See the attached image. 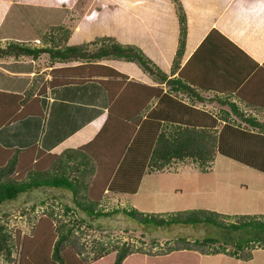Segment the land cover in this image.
<instances>
[{"label":"trees","instance_id":"1","mask_svg":"<svg viewBox=\"0 0 264 264\" xmlns=\"http://www.w3.org/2000/svg\"><path fill=\"white\" fill-rule=\"evenodd\" d=\"M169 1L174 7L178 34L168 73L138 46L124 44L110 35L67 44L71 31L61 23L46 25L38 36L40 45H34L27 37L9 38L0 43V59L22 56L35 59L46 54L51 63L76 61L59 67L52 64L47 72L48 79L43 72L33 74L20 93L0 91V126L26 115L44 118L38 99L47 87L95 80L104 87L109 100L107 117L99 131L91 140L75 148L49 153L36 144L23 149L0 145V204L14 200L21 193L42 188L64 190L71 202V205H62L66 219H57L51 210H44L32 223L28 234L20 236L19 240L17 234L7 231L5 222H0L3 262H9L12 253L17 251L18 264H87L85 246L79 241V227L85 219L74 215L79 212L89 218L120 214L137 224H152L156 228L169 225L210 227V233L202 237L177 236L164 250L145 251L128 242L112 245V258L105 264H122L136 253L159 255L174 251L194 254L189 264H198V255L217 253L248 261L252 258V250L264 249V214L230 215L205 208L159 214L129 206L107 210L98 207L104 190L133 194L145 172L160 171L172 162L185 159L193 160L205 172L214 156L220 154L264 173L263 123L239 111L230 100L231 89L227 87H231L228 79L237 78L246 69L242 60L247 57L220 32L210 29L186 65L203 55V91L213 93L208 99L227 104L228 110L217 113L192 106L187 97L194 96L197 88L190 86L184 75L185 63L180 65L186 17L179 0ZM30 7L24 4L21 10ZM39 7H35L36 12L30 9V13L38 14ZM63 9L68 11V7ZM42 12L45 17L47 11ZM30 13L23 12V19L29 18ZM61 14L64 15L60 12L59 16ZM23 19L21 15V24ZM37 20L30 25L32 33L38 25ZM20 27L17 35L28 30L26 26ZM103 59L134 63L157 84L129 80L117 69L96 62ZM237 65L240 69L233 72V66ZM230 113L247 126L236 122ZM96 245L93 260L106 257L109 248L98 241ZM49 248L51 256L47 261Z\"/></svg>","mask_w":264,"mask_h":264},{"label":"crops","instance_id":"2","mask_svg":"<svg viewBox=\"0 0 264 264\" xmlns=\"http://www.w3.org/2000/svg\"><path fill=\"white\" fill-rule=\"evenodd\" d=\"M179 1L186 17L185 45L180 65H186L210 29H216L247 57L242 60L246 69L237 77L241 78L240 81L234 82V79H237L235 77L231 81L228 79V85L231 86H227L231 89L230 100L236 104L239 111L245 115L250 114L264 126V0ZM85 3L92 5L83 8V12L80 11L79 14H73L76 23L73 28L66 26L71 31L67 44L86 42L99 35H110L124 44L138 46L162 71L168 73L178 34L174 7L169 0H0V43L9 38L21 40L24 37L34 42V45L40 42L38 35L32 33V27L17 35L22 25L21 15L22 19L24 18L21 5L30 4L33 12H36V6H40V12H37L42 14V11L51 10V13H55L57 10L58 13L54 17H60V12L67 13L62 16L66 19L68 14L72 15L75 4H81V9ZM63 7H68V12H64ZM36 14H31L32 22L38 18L39 14ZM59 19L60 23L65 21ZM23 24L27 26L25 21ZM43 55L47 57L46 54ZM40 56L35 59L29 56L17 59L1 58L0 62L11 65L0 68V91L20 93L33 74L43 72L44 78L48 79L47 72L52 64L59 67L76 62L51 63L47 57L46 65L39 66L37 61ZM202 56L201 54L195 57L192 63L184 68V75L190 86L197 89L194 96L183 97H187L192 106L201 110L217 113L220 110L227 111V104L209 100L213 93L203 91ZM96 62L113 66L129 80L146 85L157 84L134 63L112 59ZM240 65L233 66V72L240 69ZM20 79H23L21 84ZM160 85L163 87V84ZM153 104L154 102L151 103ZM38 105L45 113L44 118L35 114L26 115L0 126L2 147L23 149L36 144L49 153H59L64 148H75L91 140L99 131L107 117L109 100L106 90L99 82L88 80L81 84L47 87L45 92L39 95ZM230 117L247 126L232 113ZM145 174L147 172L141 180ZM141 180L137 189L142 185ZM108 193L113 192L103 191L98 207ZM106 209L108 208H103ZM220 255L223 254L198 255V264H201L203 257ZM191 260H194V254L182 251L159 255L136 253L130 255L122 264H189Z\"/></svg>","mask_w":264,"mask_h":264},{"label":"rangeland","instance_id":"3","mask_svg":"<svg viewBox=\"0 0 264 264\" xmlns=\"http://www.w3.org/2000/svg\"><path fill=\"white\" fill-rule=\"evenodd\" d=\"M91 5L92 3H85L84 7L79 9L82 5L75 4L72 8V15L68 14L66 19L59 17L65 20V23L61 24L73 28L76 24L75 13L79 14L80 11L83 12V8L91 7ZM23 12L28 15L31 10L24 8ZM57 13V10L55 13L47 10L45 17L42 13H38L37 19L40 21H36L38 25L35 26L34 33L36 32L39 36L47 24L60 23L58 17L50 18L56 16ZM46 19L48 20L46 21ZM32 20L31 15L28 19L23 20L27 23L26 28L30 27ZM22 26L24 27V24ZM37 63L39 66L46 65L47 57L41 55ZM10 65L7 62H0V68ZM22 81L23 79H20L19 84ZM141 181L142 185L134 194L108 193L101 200L100 207L111 209L129 206L141 212L159 214L198 208L230 215L260 214V212L264 214V173L220 154L214 156L205 172L201 171L193 160L185 159L181 162H172L159 172H147ZM64 204L70 205V201L68 194L63 190L33 189L19 194L12 201L0 204V222H5L7 231L17 234L19 240L20 236L28 234L32 223L44 210H51L57 219H66L62 213ZM74 215L85 219V222L79 227V241L85 246L88 256L87 264H105L110 261L113 255L110 247L119 245L121 242H128L145 251H155L164 250L165 246L172 243L177 236L193 239L210 233H208L210 231L208 225H169L156 228L152 224H137L120 214L97 218H89L80 212ZM87 222L89 224H85ZM97 241L106 245L109 251L106 257L93 260ZM19 248L20 246L17 247V249ZM46 256L48 261L51 256L50 248ZM12 257L9 262H3L4 260L0 258V264H18L17 251L12 253ZM202 260L201 264H264V249L252 250V258L248 261H240L224 254L203 257Z\"/></svg>","mask_w":264,"mask_h":264}]
</instances>
